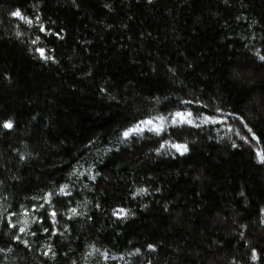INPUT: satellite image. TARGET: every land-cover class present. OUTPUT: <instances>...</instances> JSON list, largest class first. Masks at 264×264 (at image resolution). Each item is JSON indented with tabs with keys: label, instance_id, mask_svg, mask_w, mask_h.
Returning <instances> with one entry per match:
<instances>
[{
	"label": "trees",
	"instance_id": "16d2710c",
	"mask_svg": "<svg viewBox=\"0 0 264 264\" xmlns=\"http://www.w3.org/2000/svg\"><path fill=\"white\" fill-rule=\"evenodd\" d=\"M261 56L264 0H0V264H264Z\"/></svg>",
	"mask_w": 264,
	"mask_h": 264
},
{
	"label": "snow or ice",
	"instance_id": "6c2138e0",
	"mask_svg": "<svg viewBox=\"0 0 264 264\" xmlns=\"http://www.w3.org/2000/svg\"><path fill=\"white\" fill-rule=\"evenodd\" d=\"M13 16L15 17H18L20 18L21 20H23L27 25L29 26H32L33 24V20L32 19H29L28 17H25L23 16L19 11H15L12 13ZM36 23L39 27V30L41 32H45L46 29L44 27V25L42 23L39 22V17H36ZM16 35L19 37L21 35V33L18 31L16 33ZM37 40H39V37L36 38V40H33L32 43L35 44L37 42ZM36 51L39 53L40 57L43 58V59H49L50 57H47L45 55V49L43 48H37ZM261 60H264V56H261L260 57ZM191 116H192V113L191 112H187V113H184V112H176L173 116H172V120L174 123H183V122H186L188 124H192L193 121L191 119ZM206 119H211L210 117L209 118H206ZM158 120L161 122L159 124H157L152 130L154 132H156L157 134H159L161 131H163V121L165 120V117H159ZM154 122L152 120H146V121H142L141 124H145V125H151L153 124ZM3 128L5 129H11L13 127V123L11 120H5L3 121V124H2ZM245 127H247V125H245ZM132 131H142V129L140 127H136V128H132V129H129L128 131H125L124 132V136H128L129 135V132H132ZM248 131L251 133L252 130L249 128ZM239 134V133H237ZM242 139H244L246 142H247V137H241ZM252 139L253 140H257L258 141V138L255 136L254 133H252ZM165 143H168V141H165ZM173 148H175L177 150V152H180L181 154L185 153L188 151V147L186 144H180V143H173L171 145ZM235 146V145H233ZM161 148L164 147L163 144H161L160 146ZM157 151L159 152V149H157ZM256 155L257 157H259V160L260 162L264 163V150H260V149H257L256 150ZM61 191H63V189H61ZM141 191H144V190H141ZM73 212H75V209H72ZM114 215L116 216H122V215H126V210L123 209V208H120L118 210H114L113 212ZM53 217H55V212H53L51 214ZM21 232L25 231V229L22 227L20 229ZM45 232L48 231V229H44ZM25 244L27 243V241L24 242ZM148 247L151 249L153 248V246L150 244L148 245ZM137 252L139 251V249L136 250ZM105 256H107V253L104 254ZM251 259L252 260H256L257 259V254H256V250L255 249H252V256H251Z\"/></svg>",
	"mask_w": 264,
	"mask_h": 264
}]
</instances>
